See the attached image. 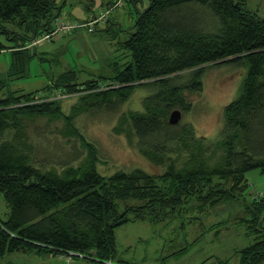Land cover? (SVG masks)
I'll use <instances>...</instances> for the list:
<instances>
[{
    "label": "trees",
    "instance_id": "1",
    "mask_svg": "<svg viewBox=\"0 0 264 264\" xmlns=\"http://www.w3.org/2000/svg\"><path fill=\"white\" fill-rule=\"evenodd\" d=\"M124 1L137 14L122 30L127 38L121 46L132 61L114 77L79 83L71 70L37 92L18 94L10 83L37 56L30 53L35 41L62 21L67 29L61 37L81 29L96 32L101 23L110 30L109 15L122 1L108 0L101 14L81 23L63 12L66 2L0 0V28L14 42L0 44V53H11L7 77L0 80V94H8L0 98V195L10 209L8 220L0 219V264L15 252H47L63 261L82 256L89 264L114 262L117 228L134 221L160 223L197 209L206 212L231 200L244 202L251 219L243 221L261 222L264 198L247 197L245 174L253 169L264 173V14L249 10L246 0ZM93 7L95 0L88 4ZM6 23L17 24L22 32L3 28ZM213 64L243 71L239 95L225 106L214 142L198 136L192 125L169 122L174 110L183 115L192 109V96L203 91L205 67ZM186 71L191 72L181 75ZM146 84L150 92L143 110L131 112L129 120L137 148L163 164V173L137 168L104 176L93 146L73 128L89 149L88 160L61 172L35 166L24 124L37 117H61L54 94L88 92V105L97 108L100 98L118 99L119 105L135 86ZM260 232L258 241L238 251L240 264H263L264 227Z\"/></svg>",
    "mask_w": 264,
    "mask_h": 264
},
{
    "label": "rangeland",
    "instance_id": "2",
    "mask_svg": "<svg viewBox=\"0 0 264 264\" xmlns=\"http://www.w3.org/2000/svg\"><path fill=\"white\" fill-rule=\"evenodd\" d=\"M92 0H57L58 6L66 5L63 12L71 18L85 23L94 14L102 13L108 0H95V8L90 10ZM111 11L110 30L104 23L96 32L87 29L74 31L56 42L42 41L35 45L37 53L26 67L25 74L11 81V89L20 93L37 92L66 71H75L78 82L93 79L105 81L114 77L132 61L131 53L121 46L127 37L122 30L128 29L137 14L133 6L125 3ZM247 8L264 14V0H246ZM121 3V2H119ZM143 10V7H139ZM3 28L12 32H22L15 23H6ZM38 39V38H37ZM35 39V40H37ZM0 44L12 46L4 30L0 28ZM43 58V60L41 59ZM11 63V53H0V80L7 77ZM192 71V70H191ZM191 71L183 72L187 75ZM243 71L228 65H206L203 76V91L194 94V105L183 113L179 126L192 125L198 136L209 141L218 140L223 122L225 106L235 100L242 84ZM105 86L103 89H111ZM150 92L149 86H135L128 100L117 105L118 99L110 101L98 99L96 107L88 105V92L77 95L54 94L60 101L62 116L49 115L26 120L24 131L31 145V158L35 166L46 170L63 171L66 167H79L89 158V149L81 137L91 144L97 158V169L104 176L122 170L129 172L141 168L152 174H161L163 164L155 163L137 148V138L130 125L131 112L143 110V100ZM17 94V93H16ZM8 94H0V98ZM102 104V105H100ZM100 105V106H99ZM99 106V107H98ZM114 107V108H113ZM249 188L247 197L251 200L257 194L264 196V173L253 169L245 174ZM10 209L0 195V219L8 220ZM181 216V215H179ZM171 217L160 223L150 221L129 222L116 229L118 260L131 264H240L238 251L259 240L264 227L261 222L243 221L251 219L245 212L241 200H231L223 205L200 212L198 209L184 217ZM263 221V222H262ZM194 246H189L195 240ZM189 246L187 252L179 253ZM3 264H89L82 256L68 258L67 261L47 252H15L1 259ZM264 264V262H263Z\"/></svg>",
    "mask_w": 264,
    "mask_h": 264
},
{
    "label": "built area",
    "instance_id": "3",
    "mask_svg": "<svg viewBox=\"0 0 264 264\" xmlns=\"http://www.w3.org/2000/svg\"><path fill=\"white\" fill-rule=\"evenodd\" d=\"M66 29H67V24L64 23L63 21L62 22H59L57 24V27L55 29V31L53 33H49L47 35H44L43 38L41 39H38L37 41H35L34 43L38 44L42 41H51V40H54V39H58L59 37H61L62 35L65 34L66 32ZM254 198H264V196H262L261 194H257ZM67 264V263H65ZM105 264H118V263H114L112 261H106Z\"/></svg>",
    "mask_w": 264,
    "mask_h": 264
},
{
    "label": "water",
    "instance_id": "4",
    "mask_svg": "<svg viewBox=\"0 0 264 264\" xmlns=\"http://www.w3.org/2000/svg\"><path fill=\"white\" fill-rule=\"evenodd\" d=\"M182 117H183V115H182V112L180 110H174L170 114L169 122L171 125H176V124L181 122Z\"/></svg>",
    "mask_w": 264,
    "mask_h": 264
},
{
    "label": "bare ground",
    "instance_id": "5",
    "mask_svg": "<svg viewBox=\"0 0 264 264\" xmlns=\"http://www.w3.org/2000/svg\"><path fill=\"white\" fill-rule=\"evenodd\" d=\"M54 27H55V26H54ZM55 28H56V27H55ZM55 28H54V29H55ZM54 29H52V30L54 31ZM52 30H51V32H52ZM49 32H50V31H49ZM52 33H53V32H52ZM46 35H47V33H46ZM112 261H113V260H112Z\"/></svg>",
    "mask_w": 264,
    "mask_h": 264
}]
</instances>
